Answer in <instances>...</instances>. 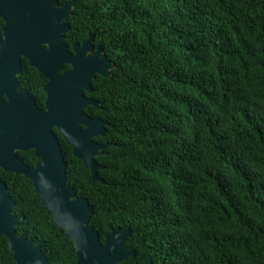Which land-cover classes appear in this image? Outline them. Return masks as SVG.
<instances>
[{"label": "trees", "instance_id": "trees-1", "mask_svg": "<svg viewBox=\"0 0 264 264\" xmlns=\"http://www.w3.org/2000/svg\"><path fill=\"white\" fill-rule=\"evenodd\" d=\"M65 4L67 49L92 35L113 67L84 94L100 104L84 113L107 123L94 139L107 144L94 159L103 184L53 129L100 243L128 228L134 255L119 264H264V0H57ZM21 66L20 88L43 108L46 80ZM17 156L37 163L32 151ZM0 176L15 236L48 264H77L29 180ZM0 264H15L2 235Z\"/></svg>", "mask_w": 264, "mask_h": 264}, {"label": "water", "instance_id": "water-1", "mask_svg": "<svg viewBox=\"0 0 264 264\" xmlns=\"http://www.w3.org/2000/svg\"><path fill=\"white\" fill-rule=\"evenodd\" d=\"M71 7L57 6V0H0V97L7 99L0 121V168L6 173L24 176L31 183L52 223L63 230L73 245L77 264H119L134 255L124 246L130 229H111L100 243L98 233L89 226L92 208L87 200L76 197L66 183L65 162L55 129L80 160L92 182L102 183L97 171L102 167L95 157L107 144L95 138L103 136L107 123L91 118L84 108L100 109V104L84 96L91 93L96 75L108 77L113 68L98 47L93 55V36L69 51L64 35L70 29L65 20ZM43 42V43H42ZM54 50V51H53ZM26 60L47 81L45 109L41 111L25 91H20L17 76ZM70 70L61 74L63 66ZM32 151L37 163L27 167L17 152ZM14 202L6 185L0 182V235L7 240L15 264H48L40 246L23 236H15L17 218L10 215ZM145 264H151L150 262Z\"/></svg>", "mask_w": 264, "mask_h": 264}, {"label": "flooded vegetation", "instance_id": "flooded-vegetation-1", "mask_svg": "<svg viewBox=\"0 0 264 264\" xmlns=\"http://www.w3.org/2000/svg\"><path fill=\"white\" fill-rule=\"evenodd\" d=\"M1 20V19H0ZM2 21V20H1ZM3 21H2V25H0V29H1V27L3 26ZM92 44V46H93V49H92V51L91 52H89L88 53V56H91V55H93V53L96 51V49L98 48V47H95L94 45H93V43H91ZM101 55H103L102 53H101ZM26 61V60H25ZM21 64H22V61H21ZM66 66H68L69 67V69H67V70H64V68L66 67ZM21 69H22V66H21ZM68 70H70V66L69 65H65V66H63V69L61 70V72L59 73V74H61V73H63V72H65V71H68ZM18 82V81H17ZM47 82V81H46ZM19 84V83H18ZM46 84V83H45ZM45 86V85H44ZM44 86H43V88H44ZM19 89H20V91H25L28 95H29V97L34 101V103L36 104V101H35V98L33 97V96H31L30 95V93L27 91V90H25V89H21L20 88V84H19ZM44 91V90H43ZM45 94V93H44ZM87 98H89V97H87ZM45 99H46V95H45ZM45 99H44V101H43V108H40L39 106H37V104H36V106L41 110V111H44V109H45ZM7 102V99L4 97V96H2V97H0V105L1 104H5ZM0 121H2V109H0ZM52 132H53V129H52ZM54 133V132H53ZM0 172L1 173H6V172H4L1 168H0ZM0 182H2L1 181V176H0ZM3 183V182H2Z\"/></svg>", "mask_w": 264, "mask_h": 264}, {"label": "snow or ice", "instance_id": "snow-or-ice-1", "mask_svg": "<svg viewBox=\"0 0 264 264\" xmlns=\"http://www.w3.org/2000/svg\"><path fill=\"white\" fill-rule=\"evenodd\" d=\"M43 43V42H42ZM54 51V50H53Z\"/></svg>", "mask_w": 264, "mask_h": 264}]
</instances>
